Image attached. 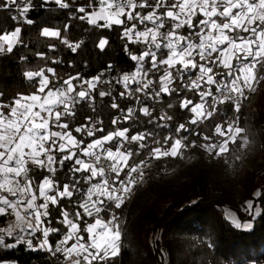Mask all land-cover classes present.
Wrapping results in <instances>:
<instances>
[{"label":"snow or ice","instance_id":"snow-or-ice-1","mask_svg":"<svg viewBox=\"0 0 264 264\" xmlns=\"http://www.w3.org/2000/svg\"><path fill=\"white\" fill-rule=\"evenodd\" d=\"M48 4L61 10L73 8L70 0H41L39 5L33 0H0V11L8 12L12 23L11 30L0 29V55L12 54L18 46L27 47L21 35L23 26L36 24L29 13ZM71 15L95 28L122 26L123 50L134 62V70L121 72L115 79V84L124 89L119 93L121 98L139 93L147 100L160 102L162 96L175 94L180 97L179 107L192 115L187 122L173 126L168 123L173 120L172 115L165 111L153 116L154 109L137 97L141 106L128 107L126 112L121 109L123 120L146 117L149 119L145 123L153 125V130L146 128L129 135L130 128H118L86 143L73 135L69 122L63 118L74 117L81 103L91 107L97 87L111 86L113 81L102 79L103 72L91 79H82L77 73L55 86L48 74L62 79L56 69L25 70L23 76L29 82L35 81V91L30 95L18 94L11 103L0 102V217L11 218L0 227V248L24 245L32 252L43 251L53 257L59 254L64 264H109L120 254L122 238L120 218L110 206L121 208L143 180L144 170L152 160L183 159L184 150L197 147L194 141L186 143L192 135L202 138L204 143L199 147L215 158L228 153L229 145L236 144L238 138L240 148L248 146L249 138L239 126L238 115L230 121L225 118L215 123L206 135L191 126L213 121L221 105L230 104L234 113H240L242 101L249 99L246 93L255 92L264 81V0H88L87 4L76 6ZM38 27L40 36L59 40L73 53L84 43H73L62 36V32L69 30L68 24L62 29ZM108 44V39L101 37L96 47L104 51ZM129 45H141L142 50L137 54ZM49 47L54 50V46ZM35 55L46 59L43 52ZM20 60L27 61L28 57L21 56ZM107 67L111 70L113 65ZM182 91L193 93L198 102L182 96ZM99 96H112L111 88L99 91ZM112 99L111 107L119 108L116 98ZM167 107L174 105L169 103ZM87 119L92 121L91 117ZM120 119H112V125ZM98 123L103 121L91 122L90 126L81 124L74 131L93 137L104 132L97 127ZM169 128L171 131L162 139L157 138L161 134L154 129ZM112 142L114 149L105 147ZM131 144L137 147H126ZM141 156L139 161L134 159ZM69 161L70 182L61 186L57 174L63 172ZM81 182L88 185L86 190ZM76 194L79 199L73 200ZM254 197L264 202L260 189ZM65 199L76 205L74 213L61 204ZM50 205L58 209L55 223L66 231L51 226ZM244 210L252 219L261 215L260 207L254 211L252 199L246 202ZM104 212L111 213L107 220L101 216ZM228 218L237 229L253 228L252 223L242 224L231 213ZM53 233L61 235L54 247L49 241ZM82 233L87 234V239ZM6 239L14 242L7 243ZM70 241L73 242L69 246ZM0 264L16 262L0 260Z\"/></svg>","mask_w":264,"mask_h":264},{"label":"trees","instance_id":"trees-1","mask_svg":"<svg viewBox=\"0 0 264 264\" xmlns=\"http://www.w3.org/2000/svg\"><path fill=\"white\" fill-rule=\"evenodd\" d=\"M33 2L39 5L41 0H33ZM70 2L73 3L72 9L61 10L54 4H48L43 8L36 7L29 13L36 24L23 26L21 35L27 47L18 46L12 54L0 55V92L4 93V96L0 97V102L11 103L18 94L30 95L35 91L32 86L35 81L29 82L23 76V72L28 69L36 70L39 67L56 69L57 76L62 79L57 80L46 73L54 81L55 86L63 83V79L69 75L77 73L82 79H91L103 72L102 79H111L114 82L113 78H117L121 72L134 70V62L129 60L123 50L125 41L121 40L122 26L113 25L108 29L87 25L84 21L74 18L71 13L76 6L87 4L88 0H70ZM8 18V12L0 11V29L11 30L12 23ZM200 18L202 17H197ZM65 24L70 27L67 32H62V36H67L73 43L84 41L75 53L59 40L45 38L39 34L38 26L62 29ZM139 27L143 28V26ZM181 31L186 32L187 29ZM101 37L109 41L104 51L96 47ZM50 45L54 46V50H50ZM129 49L138 54L142 46L129 45ZM37 52L45 53L46 59L41 60L36 57ZM21 56H27L28 60L22 62ZM52 60H57L59 63L53 64ZM109 64L113 65L111 70L107 67ZM73 83L78 82L73 81ZM109 88L112 96L101 98L99 91ZM121 91H123L121 85H113V83L111 86L99 85L93 92L95 102L91 107L86 103L77 105L76 115L63 119L69 122L73 135L83 139L81 134L74 131L75 127L81 124L90 126L91 122L96 121H103L102 124L98 123L97 127H102L104 132H97L93 137L86 136L83 139L86 143L118 128H130L129 135L146 128L153 130V125L145 123L149 118L141 116L135 121L123 120L121 109L126 112L128 107L139 109L141 106L136 102L137 97L142 103L154 109L153 116L165 111L172 115L173 120L168 122L170 125L185 123L191 117V113L179 107L180 97L175 94L162 96L160 102H154L139 93L121 98L119 96ZM181 95H187L194 102H198V97L193 93L182 91ZM112 97L116 98L115 102L119 108L111 107ZM169 103L174 107L168 108ZM231 107L230 104L221 105L213 121H207L199 127H191L196 128L202 135L210 134L215 123H221L225 118L230 121L235 117ZM238 116L239 126L246 130L244 135H247L252 142H250L252 145H249L252 146L253 156L249 165L238 163L237 157L242 151L239 147L241 143L239 138L236 144L229 145L228 153L221 158H215L199 147L204 141L195 135L189 136L186 143L194 141L197 147L184 150L185 159L166 157L152 160L150 166L145 169L151 173L150 178L157 175L162 178L165 173L176 170L175 178L166 179L163 184L150 182L140 191L126 215L122 251L109 264H264V202L254 197L257 189L264 193V81L258 85L249 104ZM87 117H91L92 121L89 122ZM116 117H121L120 122L112 125L111 121ZM154 131L159 132L161 135L157 138L162 139L171 128L154 129ZM156 146L158 145L150 144V147ZM111 147L114 149L115 142L111 143ZM126 147L135 149L137 146L131 144ZM147 151L148 149L144 150L145 153ZM142 156L134 159L139 161ZM71 163L66 162L63 172L57 174L61 186L65 182H70L68 168L71 167ZM81 186L83 190L88 187L83 182ZM78 199L79 194L74 195L73 200ZM250 199L254 202V211L257 206L261 209V215L255 219L244 210L246 202ZM61 204L71 213L77 210L76 205L66 199L61 201ZM50 211L53 218L51 226L66 231L62 225L55 223V217L58 215L57 207L50 205ZM115 213L122 222L125 209H116ZM229 213L235 215L242 224L252 223L253 228L251 230L235 228L228 218ZM101 216L107 220L109 213H101ZM7 223L8 217H0V227L6 226ZM60 238V233H53L49 241L54 247ZM6 242L13 243L14 240L6 239ZM62 259L59 254L53 257L43 251H29L24 245L13 249L0 248V260L15 261L16 264H62Z\"/></svg>","mask_w":264,"mask_h":264},{"label":"built area","instance_id":"built-area-1","mask_svg":"<svg viewBox=\"0 0 264 264\" xmlns=\"http://www.w3.org/2000/svg\"><path fill=\"white\" fill-rule=\"evenodd\" d=\"M257 89H258V86L256 87V91H257ZM255 92L246 93L248 95L249 99L242 101L241 111L249 104V102H250V100H251V98H252V96L254 95ZM237 115H239V113L238 114L235 113V116H237ZM144 171H145V175H144L143 180L137 183V185L133 188V191L130 194V197L128 199H126L124 204L121 206V208L125 209L124 217H123V220L121 222V232H122L121 251H122V248H123V233H124L126 215H127L128 211H129L130 207L132 206V204L134 203V201L138 197L140 191L144 188V186L146 185V183L148 182V180H149V178L151 176L150 172H148L146 170H144ZM95 182H93V183H95ZM110 207H112L113 211L115 212L116 209L114 208V206H110ZM110 214L111 213H109V216H110ZM109 216H108V218H109ZM121 251H120V253H121ZM62 264H64L63 259H62Z\"/></svg>","mask_w":264,"mask_h":264},{"label":"rangeland","instance_id":"rangeland-1","mask_svg":"<svg viewBox=\"0 0 264 264\" xmlns=\"http://www.w3.org/2000/svg\"><path fill=\"white\" fill-rule=\"evenodd\" d=\"M100 23H103V21H101ZM118 78V77H117ZM114 79V82H113V85H117V84H115V79H116V77H114L113 78ZM122 87V86H121ZM132 87L134 88L135 87V85H132ZM77 91H78V89H76ZM124 90V89H123ZM65 118V117H64ZM63 118V119H64ZM53 130H59V129H53ZM77 134H81V133H77ZM83 137V139H85L86 138V135L85 134H81ZM77 139H78V137L76 136V135H74ZM251 141H249V144H251L250 143ZM112 143H114V142H112ZM248 144V145H249ZM252 145V144H251ZM251 145H249V148H248V146L246 147V148H242V151L240 152V154H239V159H237L238 160V163L240 164V165H249V161H250V159H252V156H253V151L251 150L252 149V146ZM105 147H111V143L110 144H106L105 145ZM185 159V158H184ZM231 168H233V166H231ZM177 171L176 170H172V171H169V172H167V173H165L163 176H162V178L159 176V175H157V176H155L154 178H150L149 179V181L147 182V184L146 185H148V183H155V184H159V183H165V181H166V179H174L175 178V173H176ZM43 201H37V203H42ZM9 219H11V218H9L8 217V221H9ZM37 235H40L39 233L37 234ZM85 236V239H87V234H85L84 235ZM35 241V240H34ZM73 241H70L69 242V246H70V244L72 243Z\"/></svg>","mask_w":264,"mask_h":264}]
</instances>
